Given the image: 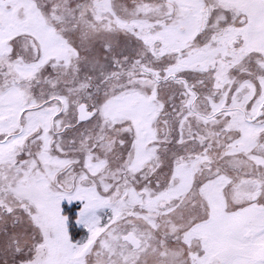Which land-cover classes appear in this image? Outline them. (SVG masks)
Masks as SVG:
<instances>
[{
  "label": "snow or ice",
  "instance_id": "obj_1",
  "mask_svg": "<svg viewBox=\"0 0 264 264\" xmlns=\"http://www.w3.org/2000/svg\"><path fill=\"white\" fill-rule=\"evenodd\" d=\"M0 264H264V0H0Z\"/></svg>",
  "mask_w": 264,
  "mask_h": 264
}]
</instances>
